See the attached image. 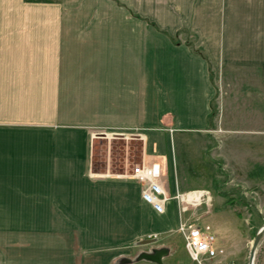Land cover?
<instances>
[{
    "label": "crops",
    "instance_id": "1",
    "mask_svg": "<svg viewBox=\"0 0 264 264\" xmlns=\"http://www.w3.org/2000/svg\"><path fill=\"white\" fill-rule=\"evenodd\" d=\"M2 5L0 264H158L120 260L162 246L180 264L168 237L194 211L175 196L208 188L181 189L175 133L264 122V0ZM130 138L141 141L136 162L116 169L112 139ZM98 139L109 143L104 169ZM136 164L160 167L164 213L128 175ZM209 223L232 258L227 223Z\"/></svg>",
    "mask_w": 264,
    "mask_h": 264
},
{
    "label": "rangeland",
    "instance_id": "2",
    "mask_svg": "<svg viewBox=\"0 0 264 264\" xmlns=\"http://www.w3.org/2000/svg\"><path fill=\"white\" fill-rule=\"evenodd\" d=\"M2 4L3 0H0V7H3ZM72 33L74 34L69 32L68 35ZM152 40L156 41L150 36V42ZM72 43H75L73 37ZM163 47L162 44L161 54L164 56L166 48ZM154 52L155 49H151L150 55ZM246 101H250V97L245 99V103ZM242 103L243 100L240 101V104ZM246 107L247 105L244 118L242 117L244 111L240 113V118L248 120L252 113L247 112ZM231 118H237V112H234ZM261 124L264 122L244 128L236 127V124L231 127L217 125L207 131L191 129L175 133V147L181 162L179 167L181 189L208 188L213 196L209 211L203 203L197 208L190 206L184 215L189 216L194 211L192 213L194 217L204 220L203 222L209 223L215 217L224 221V224L227 223L229 230L227 236L236 251L230 259L240 264H250L249 252L252 241L258 229L264 224V126ZM102 131L104 129H99V132ZM128 140L129 144L125 142L126 140L112 139V149L115 152V160L112 162L116 169H124L125 156L129 158L130 164L136 162L141 141L136 138ZM94 144H96L94 166L104 169V153L109 145L108 140L98 139ZM219 235L221 234L218 232ZM222 237L226 238V235ZM168 240L180 264H196L185 249L181 233H171ZM157 242L156 240L152 243ZM164 262L170 263L171 258L165 257ZM253 264H264V235Z\"/></svg>",
    "mask_w": 264,
    "mask_h": 264
},
{
    "label": "built area",
    "instance_id": "3",
    "mask_svg": "<svg viewBox=\"0 0 264 264\" xmlns=\"http://www.w3.org/2000/svg\"><path fill=\"white\" fill-rule=\"evenodd\" d=\"M160 167L136 164L128 175L137 180L141 186L142 199L150 204L157 213H164L166 202L170 198L166 195L164 185L160 178ZM201 192L199 197L188 200L182 194H177L176 199L182 203L181 211L185 212L189 207L197 208L203 203L207 210L211 207V193L208 189H197L188 192ZM187 193V192H186ZM172 198V197H171ZM178 230L184 237V244L187 253L196 264H240L232 259H222L223 248L215 247L217 235L208 222H202L199 218H181Z\"/></svg>",
    "mask_w": 264,
    "mask_h": 264
},
{
    "label": "water",
    "instance_id": "4",
    "mask_svg": "<svg viewBox=\"0 0 264 264\" xmlns=\"http://www.w3.org/2000/svg\"><path fill=\"white\" fill-rule=\"evenodd\" d=\"M263 235H264V224H262V226L258 229V231L256 232L254 239L252 241V245H251L250 252H249L250 264H253L257 248L259 246V243H260ZM150 242H151L150 239H144V241H143V243H150ZM168 253H169V248L166 246H162L159 248H152L150 251H141L134 258L123 257L120 260V262L128 263V262H133V261L145 259V260L156 262L158 264H166L163 261V257L166 256Z\"/></svg>",
    "mask_w": 264,
    "mask_h": 264
},
{
    "label": "bare ground",
    "instance_id": "5",
    "mask_svg": "<svg viewBox=\"0 0 264 264\" xmlns=\"http://www.w3.org/2000/svg\"><path fill=\"white\" fill-rule=\"evenodd\" d=\"M200 193H202V191L201 192H197V191L189 192L187 195H183V198L191 200V199H194V197H199Z\"/></svg>",
    "mask_w": 264,
    "mask_h": 264
}]
</instances>
